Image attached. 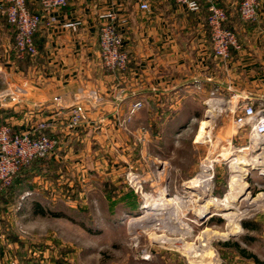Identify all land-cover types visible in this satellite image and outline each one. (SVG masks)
Masks as SVG:
<instances>
[{"label":"crops","instance_id":"crops-1","mask_svg":"<svg viewBox=\"0 0 264 264\" xmlns=\"http://www.w3.org/2000/svg\"><path fill=\"white\" fill-rule=\"evenodd\" d=\"M140 1L68 0L64 8L44 12L30 0L32 9L41 15L34 35L37 53L21 67L12 59L14 30L4 19L6 3L0 0V91L7 89L14 97L0 103V124L21 131L36 121H47V131L65 142L49 154L60 164L57 177L39 181L35 175L31 181L33 186L43 187L51 199L61 170L68 174L72 168L82 169L83 154L91 163L96 155H106L110 168L121 166L112 163V155H131L137 161L141 153L138 139L156 138L173 119L194 118L195 113L183 106L190 98L202 103L211 98L216 103L234 92L239 94L237 100L264 96V0L251 21L238 16L240 0H197L198 11L175 0H145L149 9L141 10ZM209 1L225 8L224 26L235 31L240 44L230 52L225 66L210 48ZM103 10H114L118 19H125L119 24L121 47L129 55L124 70H108L101 63L96 14ZM72 20L80 21L76 29L61 26ZM91 90L97 101L87 96ZM55 96L60 97L59 103L53 100ZM77 101L85 120L70 129L65 124L67 107ZM135 101L142 106L130 114ZM73 141L82 144L75 146ZM62 182L71 185L68 177ZM24 194L33 197L32 190ZM10 214L9 207L0 213V244H5V229L12 226Z\"/></svg>","mask_w":264,"mask_h":264},{"label":"rangeland","instance_id":"rangeland-1","mask_svg":"<svg viewBox=\"0 0 264 264\" xmlns=\"http://www.w3.org/2000/svg\"><path fill=\"white\" fill-rule=\"evenodd\" d=\"M226 97L212 106L188 99L183 106L194 118L173 119L156 138L138 139L141 153L135 162L131 155H112V163L121 166L110 168L106 155H96L91 163L83 154L82 169L61 170L53 199L43 187L24 188L33 197L24 194L23 185L17 187L8 206V228L15 237L10 246L6 243L0 264H258L237 248L264 262V139L234 124L231 109L238 98ZM64 145L58 138L53 150ZM255 154L260 163L242 165L243 202L235 209L207 205L206 200L220 201L226 193L236 174L233 157ZM197 173L208 175V189L187 184ZM67 177L70 186L62 182ZM161 195L177 196L179 202L146 209L145 203ZM146 211L152 214L130 221ZM223 211L232 212L230 218L221 216Z\"/></svg>","mask_w":264,"mask_h":264},{"label":"built area","instance_id":"built-area-1","mask_svg":"<svg viewBox=\"0 0 264 264\" xmlns=\"http://www.w3.org/2000/svg\"><path fill=\"white\" fill-rule=\"evenodd\" d=\"M3 1L6 3L3 13L7 21L15 27L13 49L16 52V56L35 55L37 49L33 42V34L41 23L40 13L30 11L27 6V0ZM33 1L37 2L40 9L44 12L64 8L68 3V0ZM175 1L185 5L190 11H198L200 9V3L197 0ZM208 3L206 26L210 48L213 56L225 66L230 56V49H238L240 47L239 40L234 30L224 26V21L227 18L225 8L211 1ZM259 3L260 0H240L237 8L240 19L243 21L255 20L258 15ZM138 7L141 10L149 9L145 0H141ZM50 20L54 22V16H51ZM96 20L98 49L103 67L112 71L124 70L129 61V55L121 47L122 35L119 31V24L124 23L125 19H118L114 10H103L97 12ZM79 24V20H72L63 22L61 26L74 30ZM210 95L214 96V92L211 91ZM231 95L234 97L239 96L236 92ZM87 96L95 101L98 100L94 90L89 91ZM6 98L14 99L13 93L7 89L0 91V103L5 101ZM53 100L59 103L60 97L55 96ZM206 100H204V103ZM213 101L215 102L216 100ZM141 106L142 103L140 101L133 102L129 113H134ZM67 110L68 117L65 122L67 128H76L85 120L84 110L80 101L68 106ZM231 113L234 124L245 126L248 128L250 135L263 141L264 96H260L253 101L247 99L237 100L232 105ZM48 128L49 123L43 120L36 121L30 127L21 131H15L6 124H0V186L7 184L17 170L33 158L44 157L53 151L57 144V138L47 131Z\"/></svg>","mask_w":264,"mask_h":264},{"label":"bare ground","instance_id":"bare-ground-1","mask_svg":"<svg viewBox=\"0 0 264 264\" xmlns=\"http://www.w3.org/2000/svg\"><path fill=\"white\" fill-rule=\"evenodd\" d=\"M213 102H214L213 99L208 98L206 100L205 104L207 106H212V105L216 104L215 102L214 103ZM208 108H209V109H207L208 111L212 109V108L210 109V107H208ZM244 149L245 148H241L239 150H244ZM237 152H239V151H237ZM259 158H260V156L258 154L252 155L249 158H246L245 155L244 156L243 155H235L233 157L232 161H231V164L236 167V169H235L236 174H234L231 177V179L228 181L226 193L222 196V198H220V201L218 200L217 197H212V198L206 200L205 203L207 205L208 204H220L226 209H235L237 207V203L239 201L243 202V200L246 198V196H244L246 194L244 192V190L242 192H240L243 189V187L245 186L244 185L245 183H244V181L242 179V174L244 173V169L242 168V165H244V164H253V163L254 164H256V163L258 164V163L261 162ZM207 162H206L207 165L204 166L205 169L209 168V166H210V164H208ZM198 174L199 173H197V176H195L194 178L189 179L187 184H189L192 188L197 189V190L198 189L199 190L208 189L209 188L208 187L209 186V177H208V175H205L206 173L202 174V175H198ZM177 202H179V197H177V196L166 197V196L161 195L156 200L148 201L147 203L144 204V206H146V209H148V210L149 209L150 210H156V209L159 210V209L162 208L163 204L171 205L172 203H177ZM240 202L238 204H240ZM164 207H165V205H164ZM148 214H152L151 211H146L145 213H143L141 215H137V216L134 215V217L130 218V221H138V220L144 219ZM231 214H232V212L227 211V212L222 213L221 216L229 217V216H231ZM191 256L199 257L200 253H194Z\"/></svg>","mask_w":264,"mask_h":264},{"label":"trees","instance_id":"trees-1","mask_svg":"<svg viewBox=\"0 0 264 264\" xmlns=\"http://www.w3.org/2000/svg\"><path fill=\"white\" fill-rule=\"evenodd\" d=\"M29 1L30 0H27L28 9L30 11H34L32 9V7L30 6ZM33 2L38 4L35 1H33ZM4 19L7 21L5 15H4ZM10 25H12V24H10ZM12 26H13V30H14L13 42H12V46H13L15 27H14V25H12ZM34 35H35V33L33 34V42H34V45L36 46L35 40H34ZM232 50H235V49L231 48L230 52ZM11 51H12L11 55H12L13 61L21 67L23 66V63L26 62L30 57L29 54H25L22 57H17L15 50L12 49ZM127 65H128V63H127ZM27 167L28 168L23 169V172H21L18 176L11 179L10 182H8L5 185L0 186V211H3L4 209H6L9 206V204L12 203L14 191L16 190L17 187L22 186V185H23V189L32 187L31 181L35 175H39V176L43 175L44 177H47L50 179L51 178L55 179L57 177V174L55 173V171L58 167H60V164H56L55 162H53L51 160V157H49V154H48L44 157L35 158V160H33ZM18 184H19V186H18ZM36 205H38V204H36ZM40 212L42 214L46 213L45 211H42V210ZM51 214H54V213H51ZM0 221L3 222L2 220H0ZM243 225L246 226V224H244V223H243ZM5 231L6 232H5L4 236H5L6 242H5V244H0V260L3 259L6 243L12 242L14 240L13 238L15 237V236H13L11 230L8 227H7V229H5ZM237 249L242 255H245V256L249 257L250 259H252L253 262L258 263V264H264V262L259 260L255 254L246 252L244 249H240V248H237Z\"/></svg>","mask_w":264,"mask_h":264},{"label":"water","instance_id":"water-1","mask_svg":"<svg viewBox=\"0 0 264 264\" xmlns=\"http://www.w3.org/2000/svg\"><path fill=\"white\" fill-rule=\"evenodd\" d=\"M247 188L244 189V192H246Z\"/></svg>","mask_w":264,"mask_h":264}]
</instances>
